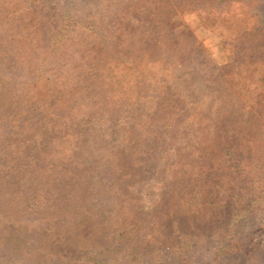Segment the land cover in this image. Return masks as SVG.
I'll list each match as a JSON object with an SVG mask.
<instances>
[{
    "label": "rangeland",
    "instance_id": "374dc122",
    "mask_svg": "<svg viewBox=\"0 0 264 264\" xmlns=\"http://www.w3.org/2000/svg\"><path fill=\"white\" fill-rule=\"evenodd\" d=\"M23 1L0 0V9L102 21L97 36L71 52L50 39L43 22L0 30V69L16 61L21 70L10 84L7 75L0 79V113L23 130V138L7 143H35V153H13L31 172L75 175L69 196L78 203L74 221L83 224L86 249L105 246L115 222L131 237L154 240L177 227L198 248L170 260L155 250L164 264H213L215 255L217 264H264L263 0H127L126 7L118 0H31L37 3L19 8ZM123 9L158 33L131 31L133 18L117 40L113 17ZM36 65L45 73L33 86ZM167 70L182 111L171 108L175 101L157 84ZM46 95L77 100L53 111L58 101ZM214 128L231 154L207 150ZM166 154L168 161L160 160ZM112 205L113 214L106 210ZM1 226L0 264H27L4 254L14 242ZM54 238L68 240L66 233Z\"/></svg>",
    "mask_w": 264,
    "mask_h": 264
},
{
    "label": "trees",
    "instance_id": "16d2710c",
    "mask_svg": "<svg viewBox=\"0 0 264 264\" xmlns=\"http://www.w3.org/2000/svg\"><path fill=\"white\" fill-rule=\"evenodd\" d=\"M33 3H37V1L24 0L18 7L26 5L25 7L30 8ZM118 3L120 6L126 7L127 0H118ZM254 4L256 3L254 2ZM3 5L4 3H2L0 8ZM127 10L123 9L120 14L113 17L117 24L116 32L113 36L117 40L125 34V31L128 32L130 30V22L133 18L136 20L137 28H132L131 31L138 29V33L149 32L153 35L158 33L154 23H147L148 21L144 18L138 19L132 15H127L125 13ZM94 18L98 21H94ZM32 22H36V24L43 22L41 24L42 27L43 25L50 27V32H47V34L53 35L52 38L50 36L49 38L53 39L56 45L60 43L66 45V48L71 52L73 50L71 45H82L84 38L97 36L96 29L101 25L102 21L98 17L91 18L90 16L79 14L72 16L63 15L59 16L55 21H51L48 17H39L31 13L18 15L9 13L8 9H0V30L2 31L12 27H15L18 31L22 27L29 26ZM262 25L264 27V24ZM83 31L87 33H83ZM39 34L38 42L41 44L44 32L41 33L40 31ZM4 46L7 47V45ZM13 63L16 64L17 62L5 63L0 69V79L7 75L9 78L6 80L7 83L13 78L15 71H21L15 69ZM37 65L31 71V83L33 86H36V82L40 81L39 77L45 73L43 72V67L41 68ZM166 72L169 74L168 76L162 73L157 80V84L164 96L170 94L172 86L170 82L175 78L173 70L171 72L167 70ZM204 89H206V86H204ZM177 95V93L176 96L170 94L169 100L173 99L176 103L173 102L174 105L171 108L182 111L183 107L180 106L182 104L179 102ZM28 96L31 101L32 94L29 93ZM46 97L58 101L55 104L56 106H52L53 111H56L58 106L59 109H69L70 105L77 100L70 96V98L60 96L59 99L52 97V95H49V97L46 95ZM188 105L194 106L193 103ZM17 126L19 125H16V123L12 124V119L7 118L6 114L0 113V224H3L1 227L11 230L10 233L13 236L14 243L12 247H9L8 251L6 250L4 253L7 256H11L7 257L10 261L25 262L27 264H164L165 260L160 259L155 250L163 252L164 259L170 260V257L185 255L198 248L197 245H194L193 240L187 239L189 232L184 233L177 227L164 238L154 240L147 239L145 238L146 236L142 238L131 237L126 228L118 227L119 225L115 222L113 225L108 226L110 241L105 246L97 247L93 245L91 248L87 246L88 249H86L85 240L81 238V235H83V229H81L83 224L74 221V208L78 203L73 206L75 203L71 201L69 196L71 193L69 190L70 185H78L75 175L68 173L64 169L66 166L62 167V172L65 171L67 173L58 175H52L51 172L45 175L43 173L37 174V167H34V171L31 172L33 167L28 165V161L24 159L25 157L22 160H18L20 158L18 156L15 158L13 153H35V143L32 145L26 143L28 139H26L25 143H23L24 141H17L14 146L13 144L10 145V142L7 143V140L12 137L16 139L23 138V133L20 132V130L23 132L22 126ZM209 135L211 136L210 144L207 145L205 143V146H208L207 150L219 157L231 154L225 149L228 148L223 142L225 136L221 134L218 128H214V131ZM46 146L48 147V144L45 141L38 145V147L43 149ZM178 154L179 152L174 153L173 156L176 157ZM169 157L166 154L160 157V160L168 161ZM37 162L34 166H37ZM86 181L84 184L88 185ZM50 187L52 188L50 189ZM108 192L110 193L111 191L108 190L105 194H109ZM110 194L113 195V193ZM106 210L111 214L116 212L114 205L106 208ZM9 211H12L11 217H9ZM14 226H18V228ZM13 227L16 230H12ZM21 230L27 231L32 236L30 237L28 233H20ZM2 231L5 232L6 230L2 228ZM58 233H66L68 240L64 243H57L54 236ZM151 238H153L152 235ZM68 243L71 244L69 247L65 245ZM31 245H33L32 249L29 248ZM217 263H219V256L215 255L213 264Z\"/></svg>",
    "mask_w": 264,
    "mask_h": 264
}]
</instances>
